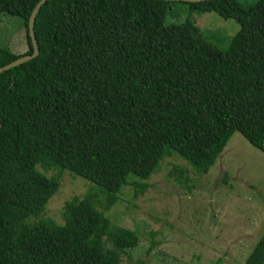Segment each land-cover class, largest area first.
I'll return each mask as SVG.
<instances>
[{
	"label": "trees",
	"instance_id": "obj_1",
	"mask_svg": "<svg viewBox=\"0 0 264 264\" xmlns=\"http://www.w3.org/2000/svg\"><path fill=\"white\" fill-rule=\"evenodd\" d=\"M38 1L0 0L26 47L0 45V67L33 52ZM170 3L41 5L38 54L0 72V264H124L139 237L104 214L123 187L144 194L166 155L204 175L234 132L264 153V0L185 1L238 24L225 48L193 21L168 22ZM65 171L91 185L57 222L44 210ZM244 264H264V232Z\"/></svg>",
	"mask_w": 264,
	"mask_h": 264
},
{
	"label": "rangeland",
	"instance_id": "obj_2",
	"mask_svg": "<svg viewBox=\"0 0 264 264\" xmlns=\"http://www.w3.org/2000/svg\"><path fill=\"white\" fill-rule=\"evenodd\" d=\"M248 6L256 0H237ZM168 22H195L203 38L225 48L239 26L233 19L203 12L185 1L170 3ZM22 18L0 12V45L25 50ZM185 169L181 178L174 167ZM53 172H48L52 175ZM47 201L45 216L62 222L66 200L91 184L68 171ZM148 189L132 197L123 187L120 201L104 214L113 225L134 230L139 241L122 254L124 264H244L264 232V153L234 132L208 173L198 175L175 155H166Z\"/></svg>",
	"mask_w": 264,
	"mask_h": 264
},
{
	"label": "water",
	"instance_id": "obj_3",
	"mask_svg": "<svg viewBox=\"0 0 264 264\" xmlns=\"http://www.w3.org/2000/svg\"><path fill=\"white\" fill-rule=\"evenodd\" d=\"M167 1H174V0H167ZM183 1L198 2V1H202V0H183ZM45 2H46V0H39L37 2V4L35 5V7L33 8L32 12H31V15H30L29 20H28V33H29V36H30L31 41H32L33 52L29 55L20 56L17 59L11 61L10 63L0 67V72L3 70L9 69L15 65H18L24 61H27V60L35 57L38 54L39 48H38V44H37V41H36L35 35H34V21H35V16H36L38 10L40 9L41 5Z\"/></svg>",
	"mask_w": 264,
	"mask_h": 264
}]
</instances>
